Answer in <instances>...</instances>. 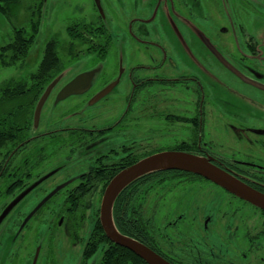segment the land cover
<instances>
[{
  "label": "flooded vegetation",
  "instance_id": "af4514ba",
  "mask_svg": "<svg viewBox=\"0 0 264 264\" xmlns=\"http://www.w3.org/2000/svg\"><path fill=\"white\" fill-rule=\"evenodd\" d=\"M71 3L62 63L32 77ZM258 103L264 0H0V264H147L105 240L99 206L115 174L157 152L206 158L264 196ZM113 220L169 264H264V209L193 172L137 179Z\"/></svg>",
  "mask_w": 264,
  "mask_h": 264
},
{
  "label": "water",
  "instance_id": "95a60500",
  "mask_svg": "<svg viewBox=\"0 0 264 264\" xmlns=\"http://www.w3.org/2000/svg\"><path fill=\"white\" fill-rule=\"evenodd\" d=\"M59 77L60 76H57L47 85L45 91L39 98L34 112L35 121L38 119L40 109L48 93ZM72 91H74L73 85L68 84L62 89L61 94L66 96L72 93ZM169 169H178L199 174L235 195L264 209L263 195L247 187L232 174L213 165L206 158L181 151H161L146 156L131 166L122 169L108 181L100 201L99 221L105 235L111 242L139 255L147 264L169 263L143 244L120 233L113 220V207L117 197L128 185L145 175Z\"/></svg>",
  "mask_w": 264,
  "mask_h": 264
},
{
  "label": "rangeland",
  "instance_id": "374dc122",
  "mask_svg": "<svg viewBox=\"0 0 264 264\" xmlns=\"http://www.w3.org/2000/svg\"><path fill=\"white\" fill-rule=\"evenodd\" d=\"M85 11L87 12V9L85 8ZM57 19L52 23L50 24V30L53 31L59 41H57L55 44L57 46V51H58V55L60 54V50H62V47L64 46L62 44V41H64V36L65 35V26L67 25L68 21L67 20H64V17L67 16V15H71L73 13V7H72V3L71 5L70 4H66L64 6H60L58 7L57 11ZM47 35V33L45 32V26L42 28V30H40V34H39V37L38 38H42V37H45ZM39 45H42V43L37 42L35 45L31 46L30 50H29V53H28V59H30L32 56H33V53H34V49H35V46L38 47ZM62 56H64L62 54ZM62 56L59 55V63L58 65L56 66V68L62 63ZM40 59V56H37L36 60L32 63L33 64V67L36 66V64L38 63ZM55 71V70H54ZM222 91H221V94L226 96V97H229L231 99H234L233 101L236 104L235 106V111L237 112H242L244 111L246 108V105L245 103L247 104V101L249 100V98H247L248 96L245 95V93L243 91H240L239 89H233V88H227V87H223L221 88ZM245 102V103H244ZM221 106L222 104L219 103ZM232 105V103H230ZM263 105V107H262ZM257 109H263L264 110V104L263 103H258L257 104ZM221 134H222V131H220ZM218 138L219 140H221L222 138L220 137V135L218 134ZM223 140V139H222ZM222 142V141H221ZM220 143V142H219ZM226 151H228L227 149H225Z\"/></svg>",
  "mask_w": 264,
  "mask_h": 264
},
{
  "label": "trees",
  "instance_id": "16d2710c",
  "mask_svg": "<svg viewBox=\"0 0 264 264\" xmlns=\"http://www.w3.org/2000/svg\"><path fill=\"white\" fill-rule=\"evenodd\" d=\"M56 42L57 41L55 40L52 44L51 43L47 44V46L45 47V50L43 52L42 60L38 63L37 69L35 70L34 75H32V77H35V75L37 76V75L41 74L44 80H48L51 76H53V74L55 73V71L53 70V66L55 65L54 68H56V66L59 63V59H60L59 55H58V51H57V46L55 44ZM25 51H26L25 49L22 51L21 56L24 55ZM130 185H128L127 187H129ZM127 187L117 197L115 204H114V207H113V211H114V208H115L119 198L122 196V194L127 189ZM105 240L108 241L109 243H111L107 237H105ZM114 247L116 248L119 246L114 244ZM128 254L133 255L132 251H130L127 248H123V255L126 256Z\"/></svg>",
  "mask_w": 264,
  "mask_h": 264
}]
</instances>
